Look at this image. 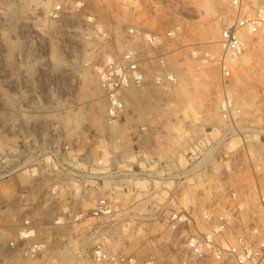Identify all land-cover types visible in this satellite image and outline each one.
I'll return each mask as SVG.
<instances>
[{
    "label": "rangeland",
    "instance_id": "1",
    "mask_svg": "<svg viewBox=\"0 0 264 264\" xmlns=\"http://www.w3.org/2000/svg\"><path fill=\"white\" fill-rule=\"evenodd\" d=\"M79 1L83 6L78 12L67 6L58 22L50 26L43 21L36 32L32 26V0H0V154L4 155L7 172L16 171L4 179L0 193L9 201L14 187H30L33 192L26 201L41 196L43 207L32 209L31 214L41 225L45 250L33 259H22L20 264H88L97 241L113 244L115 251L134 254L139 260L152 255L154 264H179L181 240L155 219L156 214L177 207L187 210L210 202L228 187L254 184L247 149L256 151L264 144V37L249 40L233 71L229 91L241 110V119L234 125L222 124L217 114L221 97L218 72L215 68L197 70V64L185 53L191 47L217 51L215 42L221 25L224 18L230 19L227 0ZM243 5L251 13L264 6V0H243ZM38 8L40 16L50 6L43 2ZM88 17L92 18L89 22ZM94 25L101 27L102 37L95 34ZM173 25L181 27L180 45L187 47L173 53L167 64L170 68L177 66L176 77L186 85L188 95H177L174 89L169 94L171 109L164 111L168 95L149 87L150 93H145L143 99L145 105L136 101L132 107L134 121L110 130L97 74L102 58L124 52L130 29L159 34ZM209 27L215 31L212 44L204 39ZM51 53L60 58L59 64L52 65ZM39 57H46L48 68L30 67L40 63ZM90 78L94 81L88 87ZM189 96L195 103L197 122L189 121L190 112L185 121L181 114ZM94 98L103 103L98 124L80 122L63 127L67 114L83 109L86 112V105ZM207 113L215 116L212 123ZM131 125L161 131L149 135L142 146L141 155L149 167L133 155ZM201 133L206 134L205 138ZM65 144L69 145L68 157L86 160L91 171L109 167L114 154L136 163L135 173L152 171L133 179L132 200L140 207L120 214L116 223L88 219L53 227V220L60 215L56 206L64 204L68 194L61 190L57 205L49 203L45 198L47 175L53 156L61 157ZM193 147L194 156L190 154ZM227 147L234 149L229 151ZM156 161L170 162L166 169H156ZM197 165L198 170L193 171ZM258 184L264 186V177L258 179ZM91 202L92 197H87L83 210L89 209ZM20 213L29 212L22 209ZM96 230L99 232L94 234ZM84 237L90 238L89 243L83 242Z\"/></svg>",
    "mask_w": 264,
    "mask_h": 264
},
{
    "label": "built area",
    "instance_id": "2",
    "mask_svg": "<svg viewBox=\"0 0 264 264\" xmlns=\"http://www.w3.org/2000/svg\"><path fill=\"white\" fill-rule=\"evenodd\" d=\"M43 2L50 8L39 16L38 5H43ZM227 3L230 19L221 25L215 42L217 51L191 47L185 56L197 64V70L215 68L218 72L217 84L221 97L217 114L224 123L231 125L242 116L230 96L233 71L249 40L264 37V6L247 13L243 0H227ZM31 5L32 26L37 32L43 21L51 26L65 16L67 6L78 12L83 2L38 0L31 2ZM91 20L88 17V22ZM93 29L97 36L102 37L101 27L94 25ZM181 35L179 25H173L159 34L130 29L126 32L124 52L120 55L110 53L102 58L97 74L106 103L104 118L108 126L134 121L136 115L126 105L123 96L129 87L139 91L154 87L166 95L177 87L178 79L169 69L167 59L187 47L180 45ZM39 58L40 63L30 67L48 68L46 57ZM171 106L172 101L168 96L163 104L164 111L171 109ZM130 129L133 155L144 163L141 151L146 138L161 131L151 132L134 125ZM68 150L69 145L65 144L61 157L53 156L47 175L49 182L45 198L49 203L57 205L61 190L68 194L66 202L56 206L60 209V215L53 220V227L82 223L88 219L116 223L120 214L140 207L138 202L132 200L133 179L146 177L152 171L142 169L135 173L133 168L136 163L115 154L109 167L91 171L87 168L86 160L68 157ZM194 151L190 152L192 156L196 149ZM253 155H249L248 168L254 183L252 186L228 187L203 205L187 210L177 207L156 214L155 219L181 240L179 264H264V186L258 184V179L264 177V144L259 145ZM3 158L4 155L0 154V185L6 177L16 173L7 172ZM169 162L156 161V169H166ZM32 192L30 187L16 186L9 201L3 199L0 193V264H20L22 259H33L45 250L41 225L31 214L32 209H43L40 205L42 199L37 196L34 200L26 201ZM87 197H92L91 206L83 210ZM22 209L29 213L21 215ZM98 232L96 230L94 234ZM88 258V264H154L152 255L139 260L134 254L119 253L112 245L102 241L92 246Z\"/></svg>",
    "mask_w": 264,
    "mask_h": 264
},
{
    "label": "bare ground",
    "instance_id": "3",
    "mask_svg": "<svg viewBox=\"0 0 264 264\" xmlns=\"http://www.w3.org/2000/svg\"><path fill=\"white\" fill-rule=\"evenodd\" d=\"M38 0H32V3H35V2H37ZM220 3V2H219ZM224 18V17H223ZM229 19L228 18H224V21L225 22H227ZM56 23V22H55ZM76 28V27H75ZM214 38H215V31H214V29H212V28H210L209 27V29H207L206 31H205V33H204V39H205V42L207 43V44H212L213 43V41H214ZM7 43V42H6ZM5 45V44H4ZM245 53V52H244ZM244 55V54H243ZM243 55L240 57V59L243 57ZM34 62H37V60H35V58H34ZM50 62L52 63V65L54 66V65H56V64H59L60 62H61V60H60V58L58 57V56H56V54L55 53H51L50 54ZM171 65V64H170ZM170 68V67H169ZM171 71L177 76L178 74H179V71H177V66H172L171 68ZM93 79V78H92ZM92 79L90 78V79H88V87L90 86V83L91 82H93L92 81ZM179 82V84H178V86L175 88V90H176V93H178L177 95H180V96H187L188 94H186L187 92H185L186 91V88H185V84L183 83V82H180V81H178ZM92 84V83H91ZM91 87V86H90ZM93 90V89H92ZM95 90V89H94ZM151 89H144V91H139V90H137V89H134V88H132V87H129L128 89H126L125 91H124V93H123V96H124V98H125V100H126V105L127 106H129L130 108H132V107H134L135 106V102L136 101H138L141 105L142 104H144L143 103V101L144 100H146V99H144L145 98V93H150L149 91H150ZM96 92L98 91V90H95ZM95 91H94V93H95ZM93 92V91H92ZM93 93V94H94ZM232 93V92H231ZM96 95H97V93H96ZM169 96V95H168ZM230 96H233V95H230ZM148 97V96H147ZM146 97V98H147ZM190 98H187L188 100L186 101L187 102V104L185 105V108H182L181 109V114H182V116H183V118H184V121L185 120H187V118H188V116H187V114H188V112H190L191 113V119L189 120V118H188V120L189 121H191V122H197V120H198V117H196L197 116V114H196V112H195V110H194V108H193V98H191L192 96H189ZM232 98V97H231ZM97 99H98V97H97ZM97 99L96 98H94L92 101L93 102H91V101H89V102H91V103H89L88 105H86V106H88V109H85L86 110V112H83L84 111V109L83 110H81V111H76L74 114H72V115H66L65 117H64V119H63V124L62 125H64L63 127H66V128H68L67 126H70L72 123H75V124H79L80 122L81 123H86L87 125L88 124H91V126H93V125H96V124H98L99 123V120L97 119L98 117H99V115H100V113H101V111H102V108H103V103L101 104L100 103V101H97ZM144 99V100H143ZM183 100L185 101V98H183ZM195 104V103H194ZM138 104H136V106H137ZM145 105V104H144ZM87 108V107H86ZM133 109V108H132ZM136 109V108H135ZM215 115V114H214ZM219 117V116H218ZM206 118H207V120H208V122L209 123H212V121L215 119V116H213L212 114L210 115L209 113H207L206 114ZM220 119V118H219ZM220 122L223 124L224 122L220 119ZM238 122V121H237ZM236 122V123H237ZM220 123V124H221ZM226 124V123H225ZM235 123H233L232 125H234ZM83 125V124H82ZM109 129L110 130H112V131H116V129H118V127L117 126H109ZM72 130V129H71ZM183 136H184V133H183ZM203 136V137H202ZM205 136H206V134H202L201 133V138H205ZM204 142H205V140H204ZM206 143V142H205ZM218 143V142H217ZM201 144H203V143H201ZM218 144H220V142L218 143ZM199 146V145H198ZM201 146V145H200ZM189 147V146H188ZM218 147V146H217ZM198 148V147H197ZM196 149V147H193V149L191 150V151H194ZM234 148L233 147H227V150H229V151H232ZM248 150V154L250 155V156H252L253 154H254V151L252 150V149H247ZM212 152H213V150H212ZM208 154V153H207ZM207 154H205V155H207ZM210 159V158H209ZM205 160V159H204ZM211 160H213V159H211ZM227 163V162H226ZM215 164V163H214ZM213 164V165H214ZM223 164V163H222ZM224 165V164H223ZM215 166V165H214ZM213 166V167H214ZM226 166V165H225ZM198 168V165L194 168V170L193 171H196V169ZM216 169H217V166H216ZM218 169H219V167H218ZM198 170V169H197ZM212 170V169H211ZM217 171V170H216ZM189 173V172H188ZM251 183V182H250ZM170 187V186H169ZM169 189V188H168ZM5 192V191H4ZM7 192V191H6ZM5 192V193H6ZM4 193V194H5ZM7 194V193H6ZM8 195V194H7ZM6 196V195H5ZM136 198H139L138 196L136 197ZM85 204V203H84ZM77 231V230H76ZM87 237V236H86ZM84 239H86L85 237H84ZM89 241H90V238H87L85 241H83V242H85L86 244L87 243H89ZM82 244H84V243H82ZM85 245V244H84ZM83 245V246H84ZM111 245H113V244H111ZM67 250V249H66ZM69 250V249H68ZM67 250V251H68ZM83 250V249H82ZM64 251V250H63Z\"/></svg>",
    "mask_w": 264,
    "mask_h": 264
}]
</instances>
